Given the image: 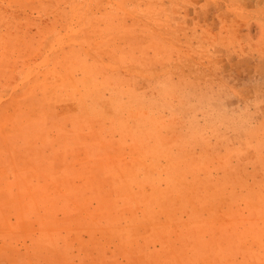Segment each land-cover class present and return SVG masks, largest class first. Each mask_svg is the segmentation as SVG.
Instances as JSON below:
<instances>
[{"label":"rangeland","instance_id":"374dc122","mask_svg":"<svg viewBox=\"0 0 264 264\" xmlns=\"http://www.w3.org/2000/svg\"><path fill=\"white\" fill-rule=\"evenodd\" d=\"M0 264H264V0H0Z\"/></svg>","mask_w":264,"mask_h":264}]
</instances>
